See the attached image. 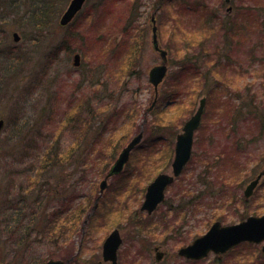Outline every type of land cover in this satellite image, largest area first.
<instances>
[{"label":"rangeland","instance_id":"rangeland-1","mask_svg":"<svg viewBox=\"0 0 264 264\" xmlns=\"http://www.w3.org/2000/svg\"><path fill=\"white\" fill-rule=\"evenodd\" d=\"M70 2L0 0V261L38 262L53 251L55 259L77 255L72 264H109L102 257L103 243L118 228L119 264H215L214 254L198 262L178 255L180 247L207 231V213L224 225L264 214V177L244 204V190L264 169V0H233L232 12L224 0H87L72 22L61 25ZM155 9L170 73V86H162L156 106L164 95L177 99L158 111V120L174 123L164 134L173 148L202 97L207 104L190 163L168 189L166 204L148 215L140 210L153 181L146 180L171 173L173 161L158 153L165 145L152 143L154 133L147 132L156 119L144 114L154 97L149 71L161 63L152 42ZM216 14L224 27L234 29L232 38L219 30L211 18ZM77 53L79 67L73 64ZM187 53L193 63H186L196 64V72H182ZM103 106V116L88 114L96 122L87 127L86 113ZM145 121V142L133 151L126 176L109 181L93 221L65 231L67 240L45 239L43 226L58 217L42 216L41 202H50L51 211L75 196H88V215L108 170ZM229 174L233 179L224 182ZM198 195L201 201L192 204ZM4 217H34L33 233L26 239L20 228L17 237H9L7 228L14 224ZM156 245L166 253L161 263L155 260ZM242 246L220 263L264 264V257L257 258L263 244Z\"/></svg>","mask_w":264,"mask_h":264},{"label":"water","instance_id":"water-1","mask_svg":"<svg viewBox=\"0 0 264 264\" xmlns=\"http://www.w3.org/2000/svg\"><path fill=\"white\" fill-rule=\"evenodd\" d=\"M86 0H72L68 10L64 14L61 24L65 25L72 20V18L78 13L83 7ZM230 1V0H226ZM153 43L155 49L160 50L157 40V28H153ZM15 41H19V35L14 34ZM161 56L163 63L155 66L151 69L149 79L150 82L155 86L156 92H158L159 85L163 82L167 74V53L163 50ZM80 64V55H75L74 65ZM206 105V99L203 98L200 101V106L196 113L185 123L183 132L177 136L175 158L172 164V174L162 173L158 175L155 180L148 186L145 200L142 205V210L147 211L151 214L157 209L159 204L165 198V191L169 185H171L175 177H178L185 165L189 162L192 155V148L194 143L195 131L199 128L201 123L202 115ZM3 121H0V128L2 127ZM144 131L136 135L129 144L122 150L117 161L109 171L108 175L100 184V192L103 193L108 186V179L114 175L121 173L124 166L129 161L131 151L141 142ZM262 175H259L257 179L252 181L245 191L247 197H249L253 189L259 182ZM253 242L261 243L264 241V215L261 217L251 216L246 221L241 222L237 225L222 226L221 222H216L212 225L210 230L201 237L194 240L193 243L188 246L182 247L179 250V255L186 257L191 260H202L209 256L213 251L216 254L226 253L233 247L241 244L242 242ZM122 244V238L119 230H114L105 240L103 245V259L111 262V264H118L117 251ZM159 248H156L158 250ZM264 252V246H263ZM163 253L157 252V260L161 261ZM70 261L64 262L62 260H49L46 264H69ZM0 264H3L0 262Z\"/></svg>","mask_w":264,"mask_h":264},{"label":"trees","instance_id":"trees-1","mask_svg":"<svg viewBox=\"0 0 264 264\" xmlns=\"http://www.w3.org/2000/svg\"><path fill=\"white\" fill-rule=\"evenodd\" d=\"M178 1H181V0H178ZM132 22L133 21H130L128 25H132L133 24ZM224 24H225V21L224 20L221 21V23H219V25H220L219 26V30H222L223 31V29H225V32L223 33V35H225L229 31L230 36L232 38L234 36V29L231 28V27H228V28L227 27H224ZM187 60H189L190 63H193L192 55H190L189 53H187L186 55H184V57L182 58V61H183L182 62V66H181L182 72H188V71H190V72L191 71L192 72L193 71L196 72V70H195L196 64L195 65L187 64L186 63ZM198 76H201V73ZM204 78L205 77H202V79H204ZM175 83H177V81ZM168 86H170L169 81H167V83L164 85V88L166 89ZM164 94H166V92ZM165 96H167L168 98L165 97ZM164 97H165V100L162 101L163 104H161L160 106H156V108L151 113L152 115H154V119H156V120H155V123H153L154 125L149 126V129L147 128V132H149L150 134H152V133L155 134V135L152 134V137L150 138V139H153V142L152 143L161 141L163 143V145H165V148H163V151L162 152L161 151H158V153L162 154L163 157L165 158V160L167 162H170V160L172 159L173 154H174L173 142L171 140H169V138L166 137L164 134H165V132L167 130H169L172 126H174V123L173 122H169V121L168 122H164V121H162V119H159L158 120V111L161 112L160 108L162 106L164 107V104L166 102L169 101L170 103H176V100L177 99L176 98H171V97H169V95H164ZM229 101H230V98L228 99V102ZM169 104L166 107H164V109L168 108V106H171ZM102 108H103L102 111H101V108L95 109L94 111L89 110L86 113L85 118L88 119V114L89 113H91L95 117L96 116L97 117L103 116L104 115V112L107 109V107L103 106ZM93 120L91 121L90 118H89L88 119V122L87 121L85 122L86 126L87 127H90L92 123L95 124L96 118L93 119ZM108 123H109V120L107 121V124ZM94 124L91 126V128H93ZM146 125H147V123H146ZM146 125H145V132H146ZM151 128H153V130ZM139 130H140V128L138 129V131ZM176 130L177 129H174L173 130V135H172L173 137H174V135L176 133ZM110 131L112 132L111 129H110ZM144 142H145V140H144ZM167 146L170 147V148H169V150L167 149L164 152V150L167 148ZM121 176H126V174L122 173ZM144 176H142V178L147 179L148 175L145 174ZM225 177L230 178V179H233V174H229V175L223 176V178H224L223 181L224 182L226 181L225 180ZM151 180H152L151 178H148L146 180V182H149ZM140 191H143V188H141ZM189 192H190V195L193 194L192 193V189H190V190L188 189L186 191L187 194H189ZM132 193H133V191H132ZM210 194H211L210 199L215 198V196H214V194L212 192H210ZM80 197H82V199H80L82 201L78 202V204H75V201L77 199H79ZM183 198H186V196H182L181 197V200ZM193 198H194V196L191 198L192 199V202L191 203L195 205L196 202L201 201V199H199V198H202V197H201V195L196 196V198H195L196 201H194ZM44 202H46V205L45 206L43 205ZM65 202H67V200L64 201V203ZM88 203H91V200H88V196H86L84 198H83V196H75V200H71L68 204H66L64 206L62 205L59 208H56L54 206V209L50 211L49 208H48L50 202L48 203V201H46V200L45 201H42L41 202V207H43L44 209H43L41 215L42 216H45V217H58L55 220H51V222H50V220H48L46 222L45 226H43L44 227V231H43L44 238L46 239L48 237L50 239V243H52V242L57 243V240H59V238H62V236H63V239L64 240H67L69 238L68 237L69 235H65L64 236L65 231L70 230V231H73L74 232L78 227H80V224L84 221V220H82L83 217H87L86 211L88 209L87 208V204ZM210 203H213V202L211 200L209 201V204L206 205L208 208L211 207L210 206ZM96 211L91 216V218L89 219V221H88L89 223H91L93 221V219H94V217H95V215L97 213ZM213 217H214V214L213 213L212 214H208L207 213L206 218H205L206 228H208L212 224L213 221H216V220H220L221 219L220 217H215V218H213ZM7 218H10V222H12L14 224L13 225L14 226L13 227L14 228L13 230L10 229V227L9 228L6 227L9 230L8 233H7L8 235H10L9 237H12V236L15 237L16 236V233H17V229L19 230L20 228H22V230L24 231V233L26 235V239L29 238L30 235L33 233V226H34V223H35L34 217H27V219H26L27 222H26V220L23 217H4L3 218L4 219V222H6V221L9 222V219H7ZM9 225L10 224L8 223V226ZM114 227H117V224L114 225ZM152 228L150 227L149 230H148V232H147L148 233L147 235L151 237V238L148 237L149 239L154 238V237H152V236H154V232H153V229ZM138 229L141 230L140 232L146 233V232H144V230L147 229V228L140 226ZM13 233H15V234H13ZM244 246L252 247L251 244H245L242 247H244ZM256 251H258V249H256ZM60 252H61V250H60ZM257 256H258V254H257ZM53 257H55V252L48 251V257L47 258L42 259V260H39L38 262H35V261L34 262H30L29 261V262H27V264H45L49 259H51ZM260 257H264V254L261 253L257 258L259 259ZM215 264H221L219 258L215 261Z\"/></svg>","mask_w":264,"mask_h":264},{"label":"flooded vegetation","instance_id":"flooded-vegetation-1","mask_svg":"<svg viewBox=\"0 0 264 264\" xmlns=\"http://www.w3.org/2000/svg\"><path fill=\"white\" fill-rule=\"evenodd\" d=\"M232 11H233V9H232ZM231 11V12H232ZM154 17H156V13H155V11H154V13H153V15H152V17H151V19H150V22L152 23V18H154ZM244 201H245V205L247 204V201H248V198H246L245 196H244ZM198 202H200V201H198ZM189 209V208H188ZM190 211V210H189Z\"/></svg>","mask_w":264,"mask_h":264}]
</instances>
